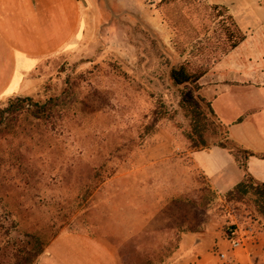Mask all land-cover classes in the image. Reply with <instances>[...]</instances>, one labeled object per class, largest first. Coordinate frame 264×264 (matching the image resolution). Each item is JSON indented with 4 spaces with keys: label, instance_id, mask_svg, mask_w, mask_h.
<instances>
[{
    "label": "rangeland",
    "instance_id": "374dc122",
    "mask_svg": "<svg viewBox=\"0 0 264 264\" xmlns=\"http://www.w3.org/2000/svg\"><path fill=\"white\" fill-rule=\"evenodd\" d=\"M81 3L78 40L39 68L27 95L0 100V264L31 249L34 232L109 236L122 264H183L182 233L222 230L229 216L260 218L251 198L217 194L188 159L194 192L163 210L170 192H150L161 171L169 176L170 152L227 143L205 94L227 56L231 14L209 0ZM254 50L245 42L240 53ZM184 63L205 79L175 86L170 72ZM241 94L220 103L227 118Z\"/></svg>",
    "mask_w": 264,
    "mask_h": 264
},
{
    "label": "crops",
    "instance_id": "0c3cea01",
    "mask_svg": "<svg viewBox=\"0 0 264 264\" xmlns=\"http://www.w3.org/2000/svg\"><path fill=\"white\" fill-rule=\"evenodd\" d=\"M209 1L227 7L247 38L215 66V74L208 75L214 79L208 83L205 98L221 125L227 128V138L255 154L247 159V169L257 182L264 183V6L260 0ZM82 19L81 0H0V100L27 95V84L39 68L68 51L78 40ZM245 42L254 43L256 50L241 55L240 48ZM232 91L242 92V103L227 118L220 103L226 105L223 100ZM225 108L234 110L231 106ZM170 153L166 155L169 162L162 163L169 176L163 179L161 171L164 182L150 190L170 192L162 210L172 202L169 198L184 196L198 187L193 173L192 183L188 182L185 159L193 162L209 188L219 195L233 191L245 179L235 156L219 145L191 150L184 157H172L173 152ZM155 161L151 156L150 164ZM157 177L153 172L151 182H156ZM162 183L166 184L165 188ZM226 219L222 230L215 232L207 228L181 234L183 264H264V218L254 220L259 226L255 237L236 250L226 238V229L230 224L242 223L234 216ZM220 253L226 255L225 260L219 257ZM37 264L122 263L115 241L109 236L64 233L51 242Z\"/></svg>",
    "mask_w": 264,
    "mask_h": 264
},
{
    "label": "trees",
    "instance_id": "16d2710c",
    "mask_svg": "<svg viewBox=\"0 0 264 264\" xmlns=\"http://www.w3.org/2000/svg\"><path fill=\"white\" fill-rule=\"evenodd\" d=\"M228 20L230 21L231 28H228L227 31L226 41L228 49L225 51V55L235 50L247 38V35L240 29L232 15L228 16ZM205 75V71H192L186 63L172 68L170 72V78L173 84L178 87L188 84H196L200 82ZM12 104H14V102H12ZM219 146L228 149L235 156L237 162L245 172L244 181L233 191L251 198L257 207L258 214L260 217L264 218V183H259L255 180V178L249 173L246 163L247 159L255 154L239 148L228 138L226 145L221 144ZM235 150L245 154V156L240 157ZM26 237L27 239L32 240V248L19 251L15 256V264H33L35 260L45 252V247L50 245V241L52 242L57 237V234L51 239L38 232L27 233ZM22 253L23 257L21 256Z\"/></svg>",
    "mask_w": 264,
    "mask_h": 264
},
{
    "label": "built area",
    "instance_id": "2783aa9c",
    "mask_svg": "<svg viewBox=\"0 0 264 264\" xmlns=\"http://www.w3.org/2000/svg\"><path fill=\"white\" fill-rule=\"evenodd\" d=\"M259 230L258 222L251 220L242 224H230L226 229V238L229 241L233 250L244 248L249 242L250 238H254L256 232ZM219 257L222 260L226 259L224 253H220Z\"/></svg>",
    "mask_w": 264,
    "mask_h": 264
}]
</instances>
